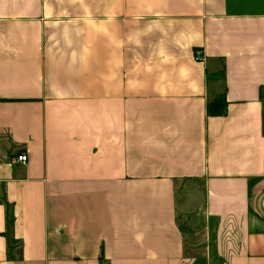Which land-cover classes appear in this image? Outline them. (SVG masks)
<instances>
[{
  "label": "crops",
  "instance_id": "1",
  "mask_svg": "<svg viewBox=\"0 0 264 264\" xmlns=\"http://www.w3.org/2000/svg\"><path fill=\"white\" fill-rule=\"evenodd\" d=\"M0 264H264V0H0Z\"/></svg>",
  "mask_w": 264,
  "mask_h": 264
},
{
  "label": "trees",
  "instance_id": "2",
  "mask_svg": "<svg viewBox=\"0 0 264 264\" xmlns=\"http://www.w3.org/2000/svg\"><path fill=\"white\" fill-rule=\"evenodd\" d=\"M222 110V98L214 100L207 106V112L209 113V115L218 116L222 113Z\"/></svg>",
  "mask_w": 264,
  "mask_h": 264
},
{
  "label": "built area",
  "instance_id": "3",
  "mask_svg": "<svg viewBox=\"0 0 264 264\" xmlns=\"http://www.w3.org/2000/svg\"><path fill=\"white\" fill-rule=\"evenodd\" d=\"M199 58H201V52L197 51L195 52V59L198 60ZM26 161H27V157L25 155H18L15 158V163L18 164H24Z\"/></svg>",
  "mask_w": 264,
  "mask_h": 264
}]
</instances>
